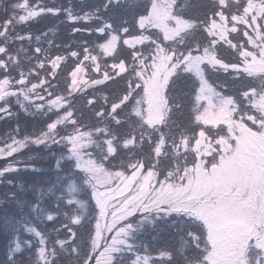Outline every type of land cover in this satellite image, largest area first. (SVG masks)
<instances>
[{
    "label": "snow or ice",
    "instance_id": "6c2138e0",
    "mask_svg": "<svg viewBox=\"0 0 264 264\" xmlns=\"http://www.w3.org/2000/svg\"><path fill=\"white\" fill-rule=\"evenodd\" d=\"M0 121V264H264V0H0Z\"/></svg>",
    "mask_w": 264,
    "mask_h": 264
},
{
    "label": "trees",
    "instance_id": "16d2710c",
    "mask_svg": "<svg viewBox=\"0 0 264 264\" xmlns=\"http://www.w3.org/2000/svg\"><path fill=\"white\" fill-rule=\"evenodd\" d=\"M7 3V0H5ZM62 2H66V0H62ZM75 2V0H74ZM89 3L93 2V0H88ZM131 10H127L124 8L119 9L117 12L113 13V15H129L130 18ZM80 25H72L71 22H63V17H43L39 22L33 23L30 28H24L21 29V31H31L34 35L38 34L40 32L54 29L55 31L49 32V38L54 39L56 43L59 44H67L70 41H79L81 39H88V40H94L95 36H88V35H81V34H71V27ZM27 46V45H25ZM53 54H55V50H53ZM221 78H223L224 81H228V78L226 74L224 73H218L211 77V80L214 84H218L221 81ZM109 87H116V85H109ZM219 90L224 91L223 89L218 88ZM187 91V87L184 83H180L178 85V92ZM22 122H26L29 125L32 123V117H25L23 114H21ZM10 127L9 123L7 121H0V133H3L5 129ZM53 152H59L58 148L52 149ZM31 152L36 153L39 152L44 158L37 163V167L42 168V171H28V172H20L15 177H9V178H16L20 181H22L25 184V187H27L28 184H31L33 181L36 180H48L55 176L54 166H55V160L54 158L50 157V154L47 152H44L42 149L33 147L31 149ZM27 155V153H25ZM4 161L0 160V164H3ZM6 191H16V189L12 186H6V185H0V199H3V193ZM24 197L31 201L35 202V199L33 197V193L31 191H28L26 193H23ZM51 203V201H50ZM14 212V206L9 204L0 205V225L3 223V219L6 215ZM25 212L27 213L28 210L25 209ZM39 226L42 230H48L51 229L54 226H58L60 221L56 222H47L39 221ZM170 223V222H169ZM169 223L161 222L155 230L149 231L147 234H145L142 238L144 242L146 243L147 247L150 250V255L153 256V260H159V251L166 250L171 244L175 242L176 239V232L175 229L169 226ZM27 236V234H25ZM4 233L2 230H0V241L3 240Z\"/></svg>",
    "mask_w": 264,
    "mask_h": 264
},
{
    "label": "rangeland",
    "instance_id": "374dc122",
    "mask_svg": "<svg viewBox=\"0 0 264 264\" xmlns=\"http://www.w3.org/2000/svg\"><path fill=\"white\" fill-rule=\"evenodd\" d=\"M228 78V77H227ZM221 87H219L220 89H223V90H227V87L229 86L228 85V81H224L223 78H221V81L217 84ZM219 90V89H218ZM153 257V256H152Z\"/></svg>",
    "mask_w": 264,
    "mask_h": 264
}]
</instances>
